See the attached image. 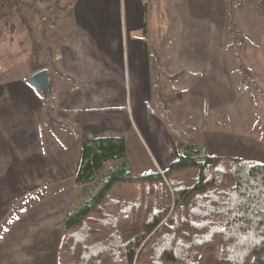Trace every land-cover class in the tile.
I'll return each instance as SVG.
<instances>
[{
    "label": "crops",
    "instance_id": "crops-1",
    "mask_svg": "<svg viewBox=\"0 0 264 264\" xmlns=\"http://www.w3.org/2000/svg\"><path fill=\"white\" fill-rule=\"evenodd\" d=\"M194 4L202 7L199 0H192ZM48 10L52 18L59 15L54 30L41 32L43 59L51 75L48 111L52 122L45 121L47 102L42 93L26 82L34 72L30 65L35 40L31 23L40 13L33 0H18L15 9L0 17V205L11 204L16 192L43 185L84 186L73 179L81 141L86 138L125 140L124 157L105 162L102 173L122 160L127 161L130 176L163 172L176 158L177 140L193 141L211 156L264 162V142L236 125L226 133L218 127H204L196 136L179 135L165 126L166 119L179 118L177 111L166 115L163 99L157 113L148 108L151 47L158 57L156 70L163 65L159 45H149L146 38L149 15L144 0H56ZM170 12L172 19L174 6L170 5ZM178 28L185 30L181 20ZM185 39L181 35L180 46L187 57L181 55L176 71L161 70L163 76L184 74L180 85L190 95L218 101L215 90L207 85L196 88L189 73L196 69V60L203 59L211 61L216 76L221 73L220 55L201 52L196 42L190 62ZM164 45L169 44L160 43L166 50ZM8 236L7 231L0 234V264H57L60 238L52 252L50 243L11 244L6 243Z\"/></svg>",
    "mask_w": 264,
    "mask_h": 264
},
{
    "label": "trees",
    "instance_id": "trees-1",
    "mask_svg": "<svg viewBox=\"0 0 264 264\" xmlns=\"http://www.w3.org/2000/svg\"><path fill=\"white\" fill-rule=\"evenodd\" d=\"M235 3L228 0L233 37ZM44 48L43 37L34 40L32 71L46 66ZM174 147L163 172L130 176L125 160L101 172L124 157L123 137L82 139L73 181L87 197L66 213L57 264H207L203 256L216 251L218 264H264V162L211 156L192 141Z\"/></svg>",
    "mask_w": 264,
    "mask_h": 264
},
{
    "label": "rangeland",
    "instance_id": "rangeland-1",
    "mask_svg": "<svg viewBox=\"0 0 264 264\" xmlns=\"http://www.w3.org/2000/svg\"><path fill=\"white\" fill-rule=\"evenodd\" d=\"M199 1L202 7L192 5V0H144L149 15L146 23L149 34L146 38L149 45H159V61L164 72L176 71L181 55L187 57L180 46L181 35L183 40H187L185 46L189 47L190 62L193 59V44L196 42L201 52L219 54L221 73L213 76L211 61L203 59L196 60V69L189 73L191 83L196 88L207 85L215 90L219 100L212 102L198 95H190L180 85L186 77L184 74L164 77L160 68L156 70V57L150 52L148 108L157 113L160 108L158 102L163 99L162 107L166 115L177 111L179 118L166 119L165 126L170 132L179 135L196 136L204 127H218L226 133L229 127L236 125L258 139L264 138V14L258 1L236 0L234 37L229 30L228 0ZM170 5L174 6L172 19ZM180 20L185 30L178 28ZM186 22H189V27ZM165 41L169 45H164L166 50H163L160 43ZM237 58L241 64L240 76ZM46 123L43 131L47 127ZM128 156L133 160L131 150ZM111 192L120 193L115 189ZM86 197L84 186L62 188L59 185H43L22 190V194L16 192L11 204L8 202L0 205V234L9 232L6 243L11 244L38 246L50 243L54 252L64 231L66 213ZM55 219L57 222L53 225ZM202 259L207 264H218V251L205 254Z\"/></svg>",
    "mask_w": 264,
    "mask_h": 264
},
{
    "label": "built area",
    "instance_id": "built-area-1",
    "mask_svg": "<svg viewBox=\"0 0 264 264\" xmlns=\"http://www.w3.org/2000/svg\"><path fill=\"white\" fill-rule=\"evenodd\" d=\"M56 0H33L35 8L39 11L37 20L32 21L31 29L34 33L35 40L41 39L42 31H52L57 24V16L54 18L48 12L49 7L54 4ZM18 0H0V17L9 14L11 10L15 9Z\"/></svg>",
    "mask_w": 264,
    "mask_h": 264
},
{
    "label": "water",
    "instance_id": "water-1",
    "mask_svg": "<svg viewBox=\"0 0 264 264\" xmlns=\"http://www.w3.org/2000/svg\"><path fill=\"white\" fill-rule=\"evenodd\" d=\"M50 78V70L47 66H45L32 72L26 80L28 85L38 89L42 93L45 102L49 101Z\"/></svg>",
    "mask_w": 264,
    "mask_h": 264
}]
</instances>
